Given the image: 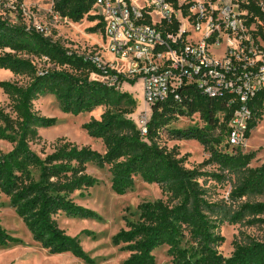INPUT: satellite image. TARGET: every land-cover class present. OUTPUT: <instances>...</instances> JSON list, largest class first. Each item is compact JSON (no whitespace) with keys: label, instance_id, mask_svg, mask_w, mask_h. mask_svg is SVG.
I'll return each instance as SVG.
<instances>
[{"label":"trees","instance_id":"1","mask_svg":"<svg viewBox=\"0 0 264 264\" xmlns=\"http://www.w3.org/2000/svg\"><path fill=\"white\" fill-rule=\"evenodd\" d=\"M95 2L53 0L52 9L72 22L87 16L89 21H97L90 31H102L101 17L91 14ZM241 6L262 16L254 0ZM36 59L43 65H38ZM0 69L22 78L0 81L8 100L5 105L0 103V140L12 144L8 152H0V198L5 195L9 199L42 247L93 262L79 236L66 233L57 221L61 213L80 218L96 216L73 198L76 192L83 194L98 182L88 171L92 163L99 168L109 167L111 188L116 194L126 193L140 177L144 182L159 184L167 197L141 202L138 218L126 219L125 227L113 235L112 243L127 253L123 264H155L154 251L162 246L169 248L170 264H264V240L235 241L229 256L218 250L225 240L219 232L225 220L237 222L249 215V224H264V201L246 202L229 217L220 203L210 199L201 182L205 177L221 181L225 174L238 172L240 180L232 197L242 199L248 194L264 193V162L252 167L254 152L244 153L226 143L227 122L237 107L229 104L230 96L210 98L195 85L184 84L178 90L179 99L171 94L150 106L144 135L130 116L136 100L108 82L117 78L120 84L127 80L135 84L137 79H129L109 64L97 61L93 52L81 53L47 31L23 21L13 23L3 15ZM48 94L55 97L62 111L74 115L107 107L100 118L83 125L89 136L102 141L104 152L65 137L58 138L49 149L43 145L39 153L32 149V143L42 140L39 128L56 124L55 117L41 115L34 107L38 98ZM249 104L253 116L248 137L264 116V90ZM194 114H199L204 127L168 128L177 117ZM165 129L171 140L198 141L209 157L197 167H187L179 146L169 148L161 143ZM216 130L220 134L216 135ZM223 137L228 150L219 148ZM208 165L215 170L204 171ZM18 241L0 225V245Z\"/></svg>","mask_w":264,"mask_h":264},{"label":"rangeland","instance_id":"2","mask_svg":"<svg viewBox=\"0 0 264 264\" xmlns=\"http://www.w3.org/2000/svg\"><path fill=\"white\" fill-rule=\"evenodd\" d=\"M53 0H0V15L9 21L16 23L23 21L28 25H35L43 28L47 33L52 34L55 39H60L67 46L78 50L81 53H94L103 64H109L116 70H124L117 57L106 49L102 37V31H90L97 21H89L87 16L82 21L72 22L69 19L61 18L54 13ZM216 53H221L220 47ZM38 65H43L36 59ZM22 78L14 76L10 71L0 69V81H16ZM120 91H126L136 100L137 106L131 118L139 125L142 117L151 115L150 105L144 100L143 82L137 79L135 84L128 80L120 86ZM7 96L0 88V103H7ZM35 109L44 116L55 117L56 124L51 127H40L39 134L42 140L32 143L31 147L40 152L43 145L49 146L58 138L75 142L79 145H90L94 149L104 152L101 140L92 138L83 128L84 123L92 118H100L106 110V106H100L91 112L74 115L61 110L53 95H44L34 102ZM204 127L199 114L192 116H179L168 128ZM220 134L216 130V135ZM161 143L169 148L179 146L180 155L186 156L185 165L189 168L197 167L209 157L203 146L196 140H171L168 137L167 129L161 133ZM227 147V149H225ZM12 144L0 140V152H8ZM219 148L228 150L225 145V138ZM244 153L254 152L255 158L251 162L252 167L261 165L264 162V116L251 134L245 145L241 147ZM204 171L215 170L214 166L208 165ZM88 171L93 174L98 182L93 187L83 191V194L76 192L74 200L96 213L94 217H71L64 213L57 216L58 224L66 233L71 236H79L84 251L93 260L86 263L71 253L56 254L42 247L37 242L24 221L11 206L5 195L0 198V225L11 235L18 238V242L8 245H0V264H123L127 253L121 251L120 246L112 243V237L120 229L125 227L127 220L138 218V205L144 201H154L160 198L166 199L159 184L144 182L140 177L135 178L132 188L126 193L116 194L111 188V174L109 167L99 168L95 164H88ZM240 173H227L225 178L217 181L210 177L201 179L207 189L210 199L221 204L222 210L227 216H233L240 210L241 205L246 202L264 201V193L248 194L242 199L231 196L232 191L239 184ZM225 213V212H224ZM223 215V214H222ZM252 217L247 215L237 222L225 220L220 226L219 232L224 236V242L218 247L220 253L229 256L234 250V242H248L250 239L264 240V224H249ZM167 246H162L154 251L156 256L155 264H170V255Z\"/></svg>","mask_w":264,"mask_h":264},{"label":"built area","instance_id":"3","mask_svg":"<svg viewBox=\"0 0 264 264\" xmlns=\"http://www.w3.org/2000/svg\"><path fill=\"white\" fill-rule=\"evenodd\" d=\"M254 2L262 16L241 6L249 0H96L91 14L101 17L106 49L125 67L117 72L143 82L148 105L171 94L179 99L184 84L210 98L230 96L237 107L226 143L241 149L253 116L249 103L264 90V0ZM108 82L121 86L117 78ZM147 120L138 125L144 135Z\"/></svg>","mask_w":264,"mask_h":264},{"label":"bare ground","instance_id":"4","mask_svg":"<svg viewBox=\"0 0 264 264\" xmlns=\"http://www.w3.org/2000/svg\"><path fill=\"white\" fill-rule=\"evenodd\" d=\"M154 185V184H153ZM155 186V185H154Z\"/></svg>","mask_w":264,"mask_h":264}]
</instances>
